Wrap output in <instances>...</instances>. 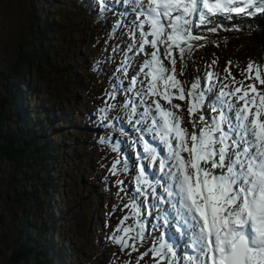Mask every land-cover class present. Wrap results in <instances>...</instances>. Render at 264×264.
<instances>
[{"label":"snow or ice","instance_id":"1","mask_svg":"<svg viewBox=\"0 0 264 264\" xmlns=\"http://www.w3.org/2000/svg\"><path fill=\"white\" fill-rule=\"evenodd\" d=\"M117 5H131L136 14L134 40L111 49L123 56L116 68L120 77L106 93L115 103L98 109V121L123 134L118 121L126 118L142 153L134 158L122 140L100 137L116 153L110 171L119 191H129L120 187L119 176L130 163L136 170L135 195L125 205L132 224L110 238L121 251H139L151 237L136 264L144 256L153 264H264V63L249 60L240 68L228 61L221 75L212 70L218 63L213 60L203 76L178 78L186 59L203 47L196 43L206 39L196 34L199 26L213 17L264 13V0H99L102 11ZM129 53L146 57L138 72H129L136 67ZM120 92L128 94L126 101L117 99ZM174 100L186 102L187 121ZM147 209L156 221L148 220L150 227L142 218Z\"/></svg>","mask_w":264,"mask_h":264},{"label":"rangeland","instance_id":"2","mask_svg":"<svg viewBox=\"0 0 264 264\" xmlns=\"http://www.w3.org/2000/svg\"><path fill=\"white\" fill-rule=\"evenodd\" d=\"M83 1L85 0H50V2L40 0V4L44 7L34 8L33 0H0V109L5 88L8 84L15 82L18 77L15 74L18 44L22 38L30 39L35 36L30 30L34 9L37 11L41 9L48 17L61 14L60 17L67 20L64 26L66 28L65 40L70 36L69 43H64L65 46L57 43L63 56L66 55L65 59L69 55L72 59L79 58L81 65H76L74 73L75 79L82 81L78 90L76 84H70L71 77L66 75L67 72L60 71L48 79L49 70L43 72L41 76H31L29 80L23 81V83L31 82L33 85L31 89L35 88L38 91L37 95L33 93L35 96L33 99L28 98L24 103L31 101L33 108L39 107L42 103L46 105V108L50 105L54 113L59 109L63 113L67 111L61 118L55 120V126H53L52 118L47 120L50 129L46 134L47 137H51L50 139L53 138L55 143L66 148L67 152L59 156L58 163L53 166L59 180V188L58 194L54 193L51 196L49 206L34 205L30 202L31 197L28 193L32 189V184L28 173L26 174L27 179L20 180L18 176L13 177L15 162L2 161L0 163V264H11L9 258L17 236L21 231L25 232L28 224L37 226L40 223H46L49 213H54L56 236L53 238L55 237V241L62 247H68L71 250V256L73 255V259H76L78 264H96L98 257L101 258V264H136L137 257L151 246V237H149L148 243L140 245L139 251L131 249L121 251L110 238L113 235L123 234L118 233L117 228L132 224V213L125 208V205L130 204L132 202L130 197L135 195L136 171L132 172L134 164L130 163L129 172L119 176V179L124 181L120 187H126L129 191H119L116 185L117 177L113 176L110 171L116 153L111 151L110 145L100 143V137L110 135L114 140H122V147L130 155L133 150L134 158L142 153V148L136 147L131 140V137H137L138 133L134 129L130 130L133 125L126 118L122 122L128 127L126 132L131 131L129 139L127 133L117 136L102 131L104 127L98 121V109L109 102L115 103V101H110L106 93L112 90V81L120 77L116 68L123 59V56L112 51L105 52L102 45L108 42L110 47L119 45L125 48L131 44L134 40L132 25L136 14L131 10V5H117L110 18L112 21H121V26L117 28L115 22H108V30L102 31L99 29L101 23L95 27L90 26L94 21L102 20L92 11V5L99 6V0H89L87 10L81 9L77 12V9H71L72 3ZM125 10L127 16L122 17L120 12ZM241 15L243 14L233 15L227 19L221 17L218 18L220 21L214 19L213 23L198 27L196 34H201L200 28L216 25L220 26L223 32L221 39H217L218 32L209 36L204 35L206 41L210 40V37L214 38L211 39L212 54L199 60V73L202 76L213 60H217L218 63L212 66V70L221 75L228 61H232L231 58L234 55H222L227 53L226 48H228L223 40L226 38V33H230V27L233 28L231 24L240 21ZM85 27L90 30L92 36L90 40H84L85 47H81L77 44V39L84 35ZM98 38L100 42L96 44ZM113 56H115V63L111 59ZM129 56L136 64L135 69L130 68L129 72H138L140 63L146 57L135 53H129ZM239 56L240 54H236V60L232 63L242 67L240 64L242 58ZM245 57L255 61L254 57ZM164 63L167 65V61ZM247 63L248 61L245 62L246 65ZM58 67H64V64L60 62ZM176 67L179 72L180 63ZM40 68L42 71L46 70V66ZM192 68L194 71L191 77L195 78L197 77L195 66ZM178 78L181 81H188L186 70H184V75ZM124 83L126 84L127 81ZM73 92H76V96L70 97ZM117 99L126 101L128 94L120 92ZM173 103L181 105L184 109L183 116L187 121L186 102L174 100ZM76 114L79 117H75ZM115 114V112L111 113V115ZM120 115L124 117L125 111L121 110ZM186 126L191 127L187 123ZM6 128L9 127L6 126ZM146 139L151 140V137L146 135ZM152 212V209L142 212V218L146 217V227H150L147 224L148 220L156 222L154 216L151 215ZM125 217L129 219L121 224L120 221ZM144 260H147V263H144ZM140 264H153V261L150 256H147Z\"/></svg>","mask_w":264,"mask_h":264},{"label":"trees","instance_id":"3","mask_svg":"<svg viewBox=\"0 0 264 264\" xmlns=\"http://www.w3.org/2000/svg\"><path fill=\"white\" fill-rule=\"evenodd\" d=\"M39 1L33 0L34 8L44 7ZM47 2H50V0H47ZM88 2L89 0L72 3L70 7L80 12L81 9L87 10L89 8ZM92 11L95 16L102 18L99 27L102 31H105L107 19L113 10L102 11L99 6L92 5ZM60 15L48 17L41 9L39 11L34 9L32 12L30 30L35 36L30 39L22 38L18 44L15 65V74L18 77L15 82L11 85L8 84L5 88L0 109V163L2 161L15 162L13 177L18 176L20 180L27 179L26 174L28 173L29 181L32 184V189L28 193L31 197L30 202L39 206L43 204L49 206L51 196L54 193L58 194L59 180L53 166L58 163L59 156L67 152L66 148H63L59 143H55L53 138L47 137L46 134L50 129L47 122L52 118L53 126H55V120L61 118L67 111L63 113L59 109L54 113V109H51L50 105L46 108V105L42 103L39 107L33 108L31 101L24 103L28 98L33 99L34 94L37 95L38 91L35 88L31 89L33 87L31 82L23 83V81L25 79L29 80L31 76H41L43 72L48 70V79L52 75L64 71L67 72V76L71 77L70 84H76L79 90L82 81L75 79L74 69L76 65H81L80 60L79 58L72 59L71 55L65 59L66 55L63 56L59 46V44L65 46L64 43H69L71 38L68 36V39L65 40L66 28L64 26H66L67 20H63ZM98 25V20L90 24L91 27ZM218 28L220 29L219 26ZM218 28H216V31H218L217 39H221L223 32ZM230 28V33H226V38L223 40L228 46L226 48L227 53L222 55L232 54L234 57L231 60L235 61L236 54H240L239 57L242 58L240 60L241 66L249 61L245 56L254 57V60L258 61L257 63H264V13L256 17L244 18L238 23L236 22L233 28ZM207 32L211 31L208 29ZM91 36L90 30L85 27V33L83 36H79L77 44L85 47L83 41L90 40ZM103 38L105 39V37ZM212 38L214 37H210V40L206 41L203 47H198L192 52L189 57V64L212 54ZM102 46L104 47V45ZM60 62L64 64V67H58ZM44 66H46V70L42 71L40 67ZM233 68L236 72H239L236 67ZM75 96L76 92L70 95V97ZM41 114L43 118L40 117ZM74 116L79 117L77 114ZM61 122L63 123V120ZM118 123L122 124L123 134H121L119 128H104L102 131L117 136L127 133L129 139L131 131L130 133L126 132L127 126L122 120ZM6 126L9 128H6ZM134 138L136 137H131V140L133 141ZM54 224V213L48 214L46 223H40L37 226L28 224L25 232L21 231L14 241L15 245L9 258L11 264H78L76 259H73V255L71 256V250L68 247H62L60 243L55 241V237L53 238V236H56ZM145 258L147 256H144L143 259ZM101 263V258L98 257L96 264ZM144 263H147V260H144Z\"/></svg>","mask_w":264,"mask_h":264},{"label":"water","instance_id":"4","mask_svg":"<svg viewBox=\"0 0 264 264\" xmlns=\"http://www.w3.org/2000/svg\"><path fill=\"white\" fill-rule=\"evenodd\" d=\"M115 245V244H114ZM117 246V245H116ZM119 248V246H117ZM120 249V248H119Z\"/></svg>","mask_w":264,"mask_h":264}]
</instances>
